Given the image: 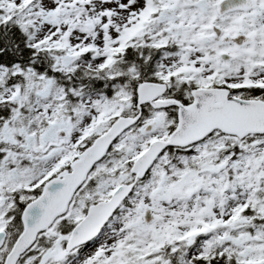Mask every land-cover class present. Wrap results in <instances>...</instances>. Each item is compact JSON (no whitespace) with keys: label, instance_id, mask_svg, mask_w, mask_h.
<instances>
[{"label":"snow or ice","instance_id":"1","mask_svg":"<svg viewBox=\"0 0 264 264\" xmlns=\"http://www.w3.org/2000/svg\"><path fill=\"white\" fill-rule=\"evenodd\" d=\"M0 264H264V0H0Z\"/></svg>","mask_w":264,"mask_h":264}]
</instances>
